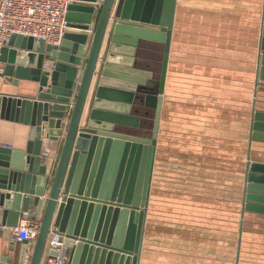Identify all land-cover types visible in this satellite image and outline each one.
Masks as SVG:
<instances>
[{"label":"water","instance_id":"1","mask_svg":"<svg viewBox=\"0 0 264 264\" xmlns=\"http://www.w3.org/2000/svg\"><path fill=\"white\" fill-rule=\"evenodd\" d=\"M98 4L99 0H74L68 8V28L86 34L65 33L60 45L13 35L0 48V63L4 65L0 76L21 91L32 88L30 95H24L26 98L21 94L2 100L17 104L30 123L27 150L14 153L0 148V226L16 228L22 214L33 211L40 215L44 211L28 264H43L53 227L60 236V246L48 250L49 259H62L63 264H140L175 0H101L91 37ZM109 34L111 43L118 47L139 48L144 40L164 43L160 80L140 73L131 78L123 76L130 72L112 73L106 60L101 66L102 49ZM46 60L50 64L44 68ZM113 78L131 83L115 87L130 92L136 114L140 113L139 106L155 110L151 124L141 119L130 122L112 117L109 120L113 126L108 128L90 121L82 126L90 93L96 94L93 114L102 115L97 105L103 103L101 92L108 89L104 84ZM260 85H264V12L255 82L256 87ZM68 113V129L52 177L43 165L48 157L44 141H60ZM145 115L149 116V111ZM117 125L151 130L152 134L119 132L115 130ZM249 134L250 147L253 142L264 143V112L254 111ZM244 184V211L264 214V163L248 158ZM22 244L25 250L18 264L26 263L30 243ZM0 264L10 262L3 259Z\"/></svg>","mask_w":264,"mask_h":264},{"label":"crops","instance_id":"2","mask_svg":"<svg viewBox=\"0 0 264 264\" xmlns=\"http://www.w3.org/2000/svg\"><path fill=\"white\" fill-rule=\"evenodd\" d=\"M76 4L91 6L88 3L76 2ZM100 4L101 0L93 19L91 37L98 20ZM263 12L264 0H175L170 56L156 151L159 150V144L164 139L165 120L169 108L173 109L176 120L186 116V111L188 116L192 117L196 104L202 102L200 99L209 97L210 103L215 102L220 107L219 112H222L219 116L220 121H223V118L227 120L231 85L233 89L236 88L237 97L239 89L241 95L244 91L246 42L254 57L256 81ZM246 28L249 31L246 32ZM66 33L86 34L69 28ZM36 46L38 47V44H35V48ZM89 47L90 40L87 44V48ZM164 54L165 44L162 42L144 40L141 41L139 48L126 45L118 47L111 43V34H109L102 49L101 66L106 60L105 64L112 66L109 68L112 73L130 72L128 76L123 75L128 78L140 73L152 80H160ZM46 55L48 57V54ZM49 64L46 60L44 68ZM83 67L84 65L80 68L78 75L79 82ZM3 69L4 65L0 63V74ZM118 84L131 83L113 78L104 84L108 89L101 92L103 103L97 105L102 115L93 114L96 94L90 93L82 126H86L90 121L100 128H108L113 126V122L109 120L112 117L123 118L130 122L133 119H141L149 124L153 122L155 110L139 106L140 113L136 114L129 100L130 92L116 88ZM30 92L32 88L24 87L21 91L18 86H14L12 82L0 76V143L11 147L10 151L14 153L27 150L30 144L31 125L26 121L17 104L10 105L2 100L4 97H17L21 94L26 98L27 96L24 95H30ZM233 94L234 91H232ZM254 94L256 111L264 112V85L255 86ZM147 111L149 116L145 115ZM212 113L213 111H210V115ZM70 116L71 113H68L63 123L64 133L59 142L51 143L47 139L44 141L48 157L43 165L47 166L48 174L52 177L61 156ZM115 130L124 133L131 130L132 133L138 132L139 135L152 132L125 125H117ZM249 136L250 134L248 135V157L252 162L264 163V143L253 142L250 147ZM242 144L244 146V141ZM8 147L3 148L8 149ZM30 207L32 208L33 205ZM165 210L171 213H165ZM163 211V215H179V221L172 222L167 219V222H161L157 230V238L154 239L149 236L148 211L140 264H213L212 210L210 208L198 210L201 216L197 218L199 220L197 223L187 221L190 220L187 213L179 208ZM43 212L42 210L40 215L33 211L22 214L20 222L22 220L41 222ZM238 216L240 233L236 264H264V214L246 212L242 206ZM182 220H186L187 223L181 222ZM57 240H60V236L57 234V228L53 227L43 264L49 263L48 250L53 248ZM33 246V242L27 245L25 264L29 263ZM24 250V244L13 240L11 229L0 226V263L6 259L10 264H18ZM220 259L222 260V257Z\"/></svg>","mask_w":264,"mask_h":264},{"label":"rangeland","instance_id":"3","mask_svg":"<svg viewBox=\"0 0 264 264\" xmlns=\"http://www.w3.org/2000/svg\"><path fill=\"white\" fill-rule=\"evenodd\" d=\"M245 51L243 95L239 89L237 97L236 88L231 85L227 120L220 121V107L210 103L207 96L196 104L192 117L186 111V116L176 120L173 109L169 108L164 139L156 151L152 171L149 236L157 238L161 222L179 221V215H163L164 209L179 208L187 213L190 219L187 221L197 223L201 216L198 210L210 208L213 264H236L237 261L238 214L243 206L248 135L256 111L254 57L247 42ZM165 213L171 211L165 210Z\"/></svg>","mask_w":264,"mask_h":264},{"label":"built area","instance_id":"4","mask_svg":"<svg viewBox=\"0 0 264 264\" xmlns=\"http://www.w3.org/2000/svg\"><path fill=\"white\" fill-rule=\"evenodd\" d=\"M74 0H0V48L7 45L13 35L44 40L60 45L68 28L67 13ZM8 147L0 143V148ZM11 149V147H8ZM41 222L22 220L11 229L15 242L35 243ZM54 243L53 248L60 244ZM48 264H63L62 259H48Z\"/></svg>","mask_w":264,"mask_h":264},{"label":"flooded vegetation","instance_id":"5","mask_svg":"<svg viewBox=\"0 0 264 264\" xmlns=\"http://www.w3.org/2000/svg\"><path fill=\"white\" fill-rule=\"evenodd\" d=\"M151 134H152V132H151Z\"/></svg>","mask_w":264,"mask_h":264}]
</instances>
